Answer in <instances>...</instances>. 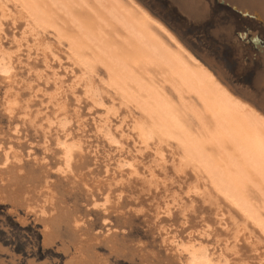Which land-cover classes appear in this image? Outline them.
Returning <instances> with one entry per match:
<instances>
[{"label": "rangeland", "instance_id": "obj_1", "mask_svg": "<svg viewBox=\"0 0 264 264\" xmlns=\"http://www.w3.org/2000/svg\"><path fill=\"white\" fill-rule=\"evenodd\" d=\"M113 1L0 0L1 4L7 5L8 12L3 15L0 12V19L4 24L2 35H5L1 40L3 47L13 51L12 47L17 45L16 39L22 38L23 31L30 23L59 56L58 60L51 62L55 66L47 70L42 54L36 60V53L32 50L31 57L28 58L30 42L27 44L20 40L22 46L17 51V57L21 61L14 63L16 74L13 80L17 82H13V86L21 94L19 105L22 109L13 118L6 117L3 110L2 96L6 88L0 82V205L3 204L0 207V264H183L171 246L163 242L167 236L171 237L169 241H174L173 244L179 239L187 241L191 237L196 238L197 242L202 241L215 251L216 257L221 249L228 246L229 250H224L229 259L227 264H240L244 261L256 264L253 252L246 242L259 241L264 244V232L220 195L209 174V164L216 165L214 169L219 170L222 169L219 164L225 162L219 156V139L209 142V135L215 129L197 128L196 120L180 117L177 109L181 108L180 100L169 80L167 63L161 62L159 54L152 56L149 52L151 47L145 49L141 42L140 47L137 43L139 39H135L138 38V32L135 37L136 30L125 22L124 17L122 20L121 11L134 10L137 6L131 0ZM135 1L162 22L200 63L215 76H219V80L230 86L236 94L259 105L260 95L250 90L245 77L236 76L230 68L233 65H244L257 73L262 71V53L250 42L254 34L264 35L260 22L242 17L226 3L213 2L214 9L208 18L214 25V32L206 34L203 29L190 25L175 12L171 0ZM121 2L124 6L119 8ZM138 11L140 21L145 20L144 23L148 25L151 21L149 17L141 9L138 8ZM13 21L15 25L12 24ZM152 22L149 24L152 26L148 25L146 28L150 27L149 31L157 33L159 39L173 43ZM238 33L247 34V38L238 40ZM28 36L32 40L33 37ZM263 46L264 43L260 48ZM132 48L138 51L134 53ZM13 49L17 50V46ZM143 49L148 51H145L147 54L143 53ZM72 67L78 70V75L85 73V80L87 77L93 78L103 106L92 105L90 99H86L82 93L72 94L67 90L65 93L61 92L71 94V99H67L70 102L66 106L67 111L65 110L66 116H69V137L81 138L85 148L83 157L74 166L75 175H61L56 171L59 162L55 144L56 131L53 129L48 134V150L45 151L44 133L38 130L36 124L45 122L46 116L53 118L55 114L52 110L55 105L50 103L49 96L44 95V87L48 82L54 83L47 77L56 71L70 85L74 81ZM38 73L42 76H38ZM47 73L49 76L45 75ZM142 81L143 86L148 83L145 88H142ZM134 82L137 86L141 83V89ZM122 84L128 85L129 89L130 97L127 95L128 98L123 99L125 101L121 99ZM243 84L245 87H242ZM147 86H159L157 89L164 91L169 98L166 107L169 109L170 106L171 110L175 107L178 117L176 128L172 126L174 131L172 127L165 131L159 121L155 122V134L148 150L134 146L136 141L132 137L131 119L137 117L145 125L151 124L148 114L142 109L145 97L141 94L145 93L142 90ZM39 87L42 90L37 92ZM139 96L144 98L140 99ZM76 97L80 99L79 102ZM108 112L110 127L115 131L119 129L117 132L121 137L126 135L120 144L122 152L120 149L108 150V146L104 148V142L96 135L92 118ZM15 126L19 128L18 134L12 131ZM181 138L198 139V143L201 140L199 146L209 163L203 162V157L195 151L191 155L185 150L183 142L179 140ZM10 145L20 151L23 160L20 163L10 160L3 167V152ZM156 146L163 153L162 160L155 155ZM28 149L32 150V154L27 157ZM44 155L46 162H40ZM34 156L37 160H34ZM119 157L135 159V168L138 167L140 171L123 176L122 179L116 178V183L110 175L113 170H117L115 163ZM179 167L183 170H177ZM106 169H110L109 172L106 173ZM232 174L237 180L235 172ZM248 174L241 181L243 190L239 193L256 213H262L260 219L264 222V208H259L260 204H264V182L256 174ZM84 183L91 188L90 191H87ZM109 192L111 203L107 204L105 210L93 207V201L101 202ZM47 194L50 195L48 200ZM118 194H121L120 199H117ZM45 200L46 215H42L40 205ZM29 205L35 206L39 213L31 212ZM157 209L160 210L158 217L155 216ZM19 211L26 212L30 217L20 215ZM76 221L79 223L78 227H75ZM241 224L246 227L245 236L249 233L250 237L246 242H239L240 254H233V231ZM174 236L176 239H172Z\"/></svg>", "mask_w": 264, "mask_h": 264}, {"label": "bare ground", "instance_id": "obj_2", "mask_svg": "<svg viewBox=\"0 0 264 264\" xmlns=\"http://www.w3.org/2000/svg\"><path fill=\"white\" fill-rule=\"evenodd\" d=\"M110 1H113V0H110ZM116 1L117 0H115V2ZM131 1L133 4H135V6H137V8L134 10L133 9H127L125 11H121L120 14L122 15V20L124 17L125 22H127V24H129L134 30H136L135 31V37L137 35L136 33L138 32V38H135V39H139V42H137L138 44L141 42L142 45L144 46L143 48H145V49H147L148 47H151V50L149 52L152 53V56H153V54H155V55L159 54V58H160L161 62L167 63V70L169 71V77H170L169 80L173 86V90L175 91L176 94H178V97L180 100L181 108H177V109H179V113L181 114L180 117L183 116L184 119L196 120V123L198 125L197 128H214L215 129L214 130L215 132H213L214 134L212 133L213 136L211 135V133H210L211 136L209 135V137H211V138H209L210 139L209 142H211V140H218L219 139V156L221 157V159L223 161H225V162H223V164H221V165L219 164V167H222V169L219 168V170L214 169V168H216V165L212 166L209 164V166H210V173L209 174L212 177L215 188L218 190L220 195L224 197V199H226L231 204H233L235 206V208L241 214H243L244 216L249 218L251 221H253V223L255 225H257L261 229V231L264 232V222L262 219H260V215H262V213L261 212L256 213L255 210H253L251 208V206H249L245 202L244 198L239 193L243 190V187L241 185V181L242 182L244 181V177H245V175H247V173L256 174L258 177L261 178V181L264 182V102L261 99L262 97L261 96H260V98L258 97L260 100V101H258L259 102V105H258V104L251 102L250 100H247L244 97L236 94V92L230 86L223 83L222 80H219L220 79L219 76L218 77L215 76L214 73L209 68H207L205 65L200 63L198 61V59L196 57H194V55H192L184 47V45L177 39V37L162 22H160L158 19L151 16L135 0H131ZM199 1H201V0H197V2H196V0H187L188 4H190V5L197 4L198 7H200ZM222 1L229 4L231 7L236 8L238 11H241L243 14L245 12H247V13H249V15L255 16L258 20L263 19V23H264V4L261 3V0H222ZM123 4L124 3L121 2V5H119V3L117 5H119V8H121L122 6H124ZM6 8H7L6 4L0 3V12L2 15L8 13ZM138 8L141 9V11H143L146 14V16L149 17V19L151 21H153L155 24H157L158 27L160 28V30L163 31L164 34L173 43L165 42V41H163V38H162V40L159 39V37L156 35L157 33L154 34V33L150 32L151 30L148 29L150 27H148V28H146V27L150 24L151 21L149 22L148 25L146 23H144L145 20L140 21V19L138 18V14H139ZM198 12H199V10H198ZM37 14H38V12H37ZM12 24L15 25L16 24L15 21H13ZM29 24H27L28 27L26 30L23 31L22 38L20 39V40L26 41L25 43L30 42L28 58L31 57V52L33 50L34 53H36V56H35V57H37V58H35L36 60L38 59V56L40 54H42V56H43L42 58H44L43 60L45 62V66L47 67V70L53 68V66H55V65L52 66L51 62H53V60L55 61V60L59 59L57 52L54 51L53 48L45 41V39L41 37L39 32L36 30V28L32 25H29ZM149 26H152V25H149ZM151 29H153V28H151ZM2 32H4V24H3L2 20L0 19V82L3 83V85H5V88H6L5 92L2 96V106H3V110H4L5 114L7 115L6 117L13 118L14 115H17V113L20 112L19 111V109H20L19 103L21 102L20 101L21 97L19 96L20 93L17 92V90L13 86L14 85L13 82L15 80V79L13 80V77L16 74L15 70H14V69H16L14 63H16L15 61H17V62L21 61L20 58L17 57L18 56L17 51H20V47L22 46V43H21L22 41L20 42V40L16 39L17 50L13 49L14 47L16 48V46L14 45V47H12L13 51H9V48L7 50V48L3 47L4 44L1 43L2 38L5 37L4 34L2 35ZM28 35L33 37L32 40L29 39ZM257 36H258L257 34H254L253 39H256ZM127 41L129 42V40H127ZM127 44H126V46H127ZM139 46H140V44H139ZM175 46H177L179 48L178 49L176 47L178 49V51L176 50ZM96 48H97V46H96ZM134 48H137V47H134ZM138 49H140V48H138ZM131 51H134V53H136L138 50H135L132 48ZM145 51H147V50L143 49V53L147 54L148 51L147 52H145ZM260 52L262 53V61H263V66H264V48H260ZM150 53H149V55H150ZM19 55H23V54L19 53ZM96 56H98V55H96ZM93 57L94 56H92V58ZM14 58H15V60H14ZM120 60H121V58H120ZM87 61H89V60H87ZM114 61L116 62V60H114ZM115 62H114V64H115ZM79 63H81V62H79ZM34 64L37 65L38 63L35 62ZM112 64H113V62H112ZM116 65H117V62H116ZM123 66H124V64H123ZM82 67H84V66H82ZM84 68H86V67H84ZM77 71L74 67L71 68V72L74 74V78H73L74 81L73 82L71 81L72 83L70 85H68L69 83L67 84L66 83L67 81H64L62 79V75L60 76V73H57L56 71H53V73L50 76L48 73L45 74V75L49 76V77H47L48 80L51 78L54 81L53 84H51L52 82L50 83L47 81L48 84L44 87V95L49 96L48 98L50 99L49 100L50 103H52V105H55L54 109H52L53 112L55 113L53 115L54 119L52 117H50V115H49V116H46L45 122H42L41 124H36V122H35L36 118H35L34 123H33L34 127H35V124H36V127L38 125V127H37L38 130L40 129L42 131V133H44L43 144H44L45 151L48 150V144H49L48 143V141H49V135L48 134L53 129L56 131V133H55L56 134L55 144H56L57 152L59 155V162L57 163L56 171L59 172V174H61V175L62 174H64V175H75L74 174L75 173L74 166H75L76 162L79 161L83 157L82 153L85 151L84 143H83L81 138L73 137V136L69 137L70 136V132H69L70 130L68 131L69 128H67L69 125L68 124L69 123L68 122L69 116L67 117L65 113L67 111L66 106H67V104L70 103V102L68 103V101H67V99H71L69 97L71 95L70 93H72V94H75L77 92L79 94L82 93V94H84L86 99L87 98L90 99L92 105L103 106L102 97L99 96V90H98V87L95 84L93 78L87 77V79L85 80V77L83 75L85 73L78 75L79 73H77ZM16 72H17V70H16ZM88 72H89V70H88ZM110 72H111V70H110ZM119 72H120V70H119ZM126 73H127V70H126ZM66 74H67V72H66ZM112 75H113V73H112ZM38 76L41 77L42 74L38 73ZM121 76H123V75H121ZM131 76H133V75H131ZM68 77H65V78H68ZM63 78H64V76H63ZM82 78L84 79L83 82H82ZM118 79L119 78H117V80ZM132 80H135V79H132ZM121 81H122V79L120 80V83H122ZM136 81H138V80H136ZM16 82H14V83H16ZM69 82H70V80H69ZM134 84H135V82H134ZM140 84H138V86L141 89ZM147 84H144V86H143V81H142V84H141L142 88L143 87L145 88V86ZM78 86H80V88H78ZM138 86H137V88H138ZM155 86H157V85H155ZM18 87H19V85H18ZM147 87L148 88L142 90L145 93H142V91L140 90L142 93L141 96H144L145 98L143 97L144 98L143 99L142 97H140V96L139 97H140V99L141 98L143 99V101H142L143 105L142 106H144V107H142V109L144 111H146V113L148 114V116H149L148 118H150L149 120H150L151 124L145 125V123L142 122L137 117H134V118L133 117L131 118L130 116L129 117L132 119V131H133L132 137L136 141L134 146L136 148L139 147V148H145L148 150L150 148V141H151L153 135L155 134V128H153L155 122L159 121L161 123V126H163L165 131H167L166 130L167 128H171L172 126L173 127L177 126L178 117L176 115L177 109L175 107H172L173 110L170 109V106H169V109L166 107V104L169 101L168 100L169 98L166 96L164 91L160 92L157 89L159 86L157 88L153 87V86H150V87L147 86ZM137 88H135V90ZM120 89L123 92L121 95L122 96L121 99L122 100L127 99L128 98L127 95L129 94L128 93L129 92L128 85L122 84V85H120ZM133 89L131 91H133ZM37 90H38L37 92H39L42 90V88L39 87ZM50 90H53V91H50ZM66 90L70 91V93L62 94V93H65ZM250 92L251 91H249V93ZM36 93H35V96H37ZM131 93L133 95V92H131ZM117 94H118V92H117ZM139 94L140 93H138V95ZM133 96H135V95H133ZM76 100L79 102L80 99L78 97H76ZM123 101H125V100H123ZM26 106H27V104H26ZM28 107H29V104H28ZM22 112H23V110H22ZM27 113L28 112H26V114ZM111 113H113V112H111ZM60 114H62V115H60ZM147 114H146V116H147ZM109 116L110 115L108 112L107 114H104V115L98 114V116H94L92 118L93 125L96 126V127H94V128H96V133H97L96 135H97V137L100 138V140H102V143L104 142V144H105L103 146L104 148L106 146H108L107 147L108 150L120 149L119 151H121V150L123 151L122 145L120 146V144H122L121 143L122 139L126 135L121 137V135L117 132L119 129L118 130L116 129L117 131H115L110 127L109 122L111 119L109 118ZM27 117H25V119H27ZM22 118H23V116H22ZM31 120H32V118H31ZM125 120L126 119H124V121ZM80 124H81V122H80ZM173 127H172V130L174 129ZM12 131L15 134H18V132H19L18 126H15L12 129ZM180 131H181V129L179 130V132ZM67 132H69V133H67ZM167 133H169V131ZM186 134H188V133H186ZM191 137H193V136H191ZM195 138H197V137H195ZM179 140H181V142H183V144L185 146V150L189 151L191 155H194V151H195L199 156L203 157V159H202L203 162L205 161L206 163H209V161L206 160L207 157H205L203 150L199 146L200 145L199 143L201 142V140L199 141V143L197 142L198 139H197V141L195 139H190V138L189 139H187V138L182 139L181 138ZM203 149H205V147ZM31 151L32 150L30 149L27 152V154H26L27 157L31 156V154H32ZM155 155H156V157H159L160 160L163 159V153H162L161 149L157 146L155 148ZM2 157H3V159H2L1 163H2L3 167L7 166L8 162L10 160L13 163H20L23 160L20 151H18V149L17 150L14 149L13 146H11V145L9 147H7L6 149H4ZM33 158H34V160H37L36 156H34ZM46 159L47 158L44 155L40 158V162H43V161L46 162ZM202 160H200V161L202 162ZM134 161H135V159H132V158L130 159L128 157H119V159H117V161L115 163L117 170H113L112 174L110 175V177L112 178V181L117 183L116 178L121 177V179H122L123 176L138 173V171H140V170L138 167L135 168ZM200 161H198V163H200ZM182 167L184 168V166H182ZM183 168L179 167L177 170L182 171ZM1 169L2 168L0 167V170ZM109 170L110 169H106L105 172L107 173V172H109ZM232 172H235V174L237 176V180H236V177L234 178ZM47 177H49V176H47ZM84 185L86 187L87 183H84ZM130 186H129V188H130ZM258 186H259V184H258ZM258 186L256 188H258ZM44 188L49 189V187L47 188V186H45ZM90 190H91V188H88V186H87V191H90ZM47 196H48V194H47ZM49 196H48L47 200L49 199ZM120 197H121V194H118L117 199H120ZM47 200H45L44 203L42 205H40V213L42 215H46V211L44 209V206L47 203ZM93 202H94L93 207H99L102 210H105L107 204L111 203L110 192L106 193V195H104L103 200H101V202L100 201H99V203H96L95 201H93ZM168 207L169 206H167V210H168ZM259 208H264V204H260ZM28 209L31 210V212L32 211L38 212V210L36 209L35 206L29 205ZM159 214H160V210L157 209L155 216L158 217ZM217 215H218V213H217ZM78 225H79V223L76 221L75 227H78ZM245 229H246L245 225L241 224L240 226L237 227V229L235 231H233L232 238L235 239V242L233 244V249H232L233 254H240L239 250L241 249V247L239 246V242L241 240L246 242V240L248 241V239L250 237L249 233L247 234V236H245V232H246ZM206 232L207 231L205 230V233ZM168 234H169V232L167 233V235ZM169 239H171V237L167 236V237H165L163 242H165L166 245L168 244L169 246H171V249L176 253L178 260L182 261L183 264H227L229 262L228 256L226 255V253L224 251V250H229L228 246H225L223 249H221L219 254L217 255L218 257H216L215 251H212L211 248L207 244L203 243L202 241L197 242L196 240H198V239H196V238L191 237L187 241L183 240V239H181V240L179 239V241H176L175 244H173L174 241H169ZM172 239H176L175 236ZM236 239H238V240L236 241ZM246 243H248V245L251 248V251L253 252V259L256 260V264H264V244H262L259 241H250V242H246ZM227 244H229V243H227ZM234 248H236V249H234ZM172 254H173V252H172ZM240 264H247V263L244 261V262H240Z\"/></svg>", "mask_w": 264, "mask_h": 264}, {"label": "snow or ice", "instance_id": "obj_3", "mask_svg": "<svg viewBox=\"0 0 264 264\" xmlns=\"http://www.w3.org/2000/svg\"><path fill=\"white\" fill-rule=\"evenodd\" d=\"M210 2L211 0H205V2L200 5L201 11L194 14L189 10L190 6L187 0H171L175 12L183 17L190 25L203 29L206 34L214 32V25L211 24L207 16L208 3ZM261 3L264 4V0H261ZM248 14L247 12L244 13V15ZM240 35L242 36L243 33ZM230 71L238 77H245L249 88L254 90L261 97H264V66H262V71L259 73L244 65H233Z\"/></svg>", "mask_w": 264, "mask_h": 264}, {"label": "water", "instance_id": "obj_4", "mask_svg": "<svg viewBox=\"0 0 264 264\" xmlns=\"http://www.w3.org/2000/svg\"><path fill=\"white\" fill-rule=\"evenodd\" d=\"M196 2H197V0H196ZM199 2H200L199 5H201L202 3L205 2V0H201V1H199ZM213 2H217V3H221V4H224V3H225V2L222 1V0H211V2L208 3L207 16H209L210 13H211V11H213V9H214V8H213V5H212ZM226 5L230 6V5L227 4V3H226ZM189 6H190L189 10H190L192 13H194V14L197 13L198 10H199V12L201 11V8L198 7L197 4H193V5H190V4H189ZM232 9L235 10V11H237L238 14L241 15L242 17H247V18L254 19L255 21L260 22V23L263 25V28H264L263 19H262V20H257V18H256L255 16H252V15H249V14H248V15H244L241 11H238V10H237L236 8H234V7H232ZM240 34H241V33H238V35H237L238 40H244L245 38H247V34L243 33L242 36H241ZM250 42H251L254 46H256L257 48L260 49V45H261L262 43H264V35H260V34H259V35L257 36L256 39H250ZM263 48H264V46H263ZM242 87H245V85L243 84ZM261 99H262V101L264 102V97H262ZM19 213H20V215H22V216L30 217V215H28L26 212L19 211Z\"/></svg>", "mask_w": 264, "mask_h": 264}, {"label": "trees", "instance_id": "obj_5", "mask_svg": "<svg viewBox=\"0 0 264 264\" xmlns=\"http://www.w3.org/2000/svg\"><path fill=\"white\" fill-rule=\"evenodd\" d=\"M3 204L0 205V207L2 208Z\"/></svg>", "mask_w": 264, "mask_h": 264}]
</instances>
